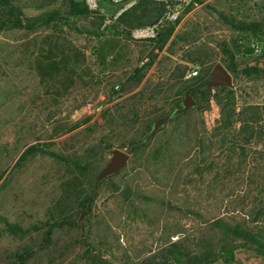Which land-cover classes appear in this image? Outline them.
<instances>
[{
  "label": "rangeland",
  "instance_id": "1",
  "mask_svg": "<svg viewBox=\"0 0 264 264\" xmlns=\"http://www.w3.org/2000/svg\"><path fill=\"white\" fill-rule=\"evenodd\" d=\"M11 1L25 17L60 18L0 31V264H138L178 239L214 236L219 218L264 232V159L210 137L230 87L193 95V109L132 148L181 106L184 84L226 67L229 52L240 69L264 67V0H201L145 42L123 16L150 12L143 26L152 24L156 0L117 18L72 15L68 0ZM232 75L239 108L264 101V81ZM32 146L40 151L26 154ZM117 148L131 154L127 166L93 192ZM60 221L71 224L52 227ZM242 243L231 264H264Z\"/></svg>",
  "mask_w": 264,
  "mask_h": 264
},
{
  "label": "trees",
  "instance_id": "2",
  "mask_svg": "<svg viewBox=\"0 0 264 264\" xmlns=\"http://www.w3.org/2000/svg\"><path fill=\"white\" fill-rule=\"evenodd\" d=\"M70 2V14H87L89 11L85 3H78L74 0ZM201 0H197L200 2ZM80 6V8H79ZM150 12H141L130 16H123L122 22L130 27L143 26L145 21H150ZM60 17L55 11L42 13L31 18L25 17L20 5L14 4L11 0H0V31L9 28H28L33 29L41 25L49 24ZM257 23L242 22L240 27L248 29L257 27ZM229 59H226V67L237 76H243L252 80L264 81V67L259 65H247L239 68L235 62L234 55L229 52ZM52 65V64H51ZM56 65V64H55ZM54 66V65H52ZM209 79V72L205 75L194 77L191 83H186L181 87L180 94L190 93L192 96L208 89L206 82ZM182 105V102H181ZM181 107V106H180ZM220 118L217 126L211 134L212 141L220 143L223 147L233 153L246 155L251 148L255 149L258 157L264 159V101L256 104H248L239 108L237 101V91L234 88L226 89L224 95L219 100ZM179 108L176 106L172 113L165 119L172 118L174 112ZM163 117V116H161ZM165 121V123H166ZM155 122L151 121L146 126V131H152ZM149 137V135H148ZM133 141L132 148L142 145L148 140ZM40 151L36 146L27 149L26 154H33ZM95 186L92 189L95 192ZM90 202L93 197H90ZM84 200L80 203L81 208L90 207V202ZM69 221H60L53 226H62ZM73 223V222H72ZM75 224V223H73ZM211 229L215 232L214 236H204L197 238L190 243L187 238L178 239L159 251L147 256L138 264H212L222 260L226 264H231L236 259L237 241L241 240L244 245L251 246L255 252L264 257V232L244 225L242 223H230L219 218L211 222ZM51 229L49 230V232ZM216 233H221V238H216ZM92 264H102L96 256L91 257Z\"/></svg>",
  "mask_w": 264,
  "mask_h": 264
},
{
  "label": "built area",
  "instance_id": "3",
  "mask_svg": "<svg viewBox=\"0 0 264 264\" xmlns=\"http://www.w3.org/2000/svg\"><path fill=\"white\" fill-rule=\"evenodd\" d=\"M141 0H83L87 8L94 13H101L106 17H119L122 12L126 11ZM161 8L162 13L157 21L145 26L134 27L129 31V36L137 42H145L156 39L161 32L180 21L197 0H156ZM112 10H117L113 13Z\"/></svg>",
  "mask_w": 264,
  "mask_h": 264
},
{
  "label": "water",
  "instance_id": "4",
  "mask_svg": "<svg viewBox=\"0 0 264 264\" xmlns=\"http://www.w3.org/2000/svg\"><path fill=\"white\" fill-rule=\"evenodd\" d=\"M213 86H226L232 88L234 86L233 75L221 62L217 63L214 70L211 73V76L206 82V87L211 88ZM196 106V100L190 93H185L182 105L175 112L174 115H181L187 111L193 109ZM165 117H160L155 121L154 127L149 134L148 139L152 138L157 131L165 124ZM131 154L120 148L114 149L112 151V156L110 160L105 164V166L99 171L96 180L95 188L98 189L101 182L107 179L110 176L117 175L122 172V170L127 166ZM87 214V211H84L81 215V219Z\"/></svg>",
  "mask_w": 264,
  "mask_h": 264
}]
</instances>
